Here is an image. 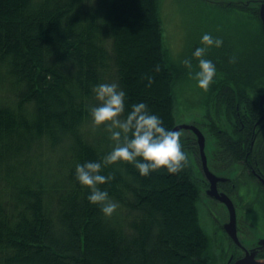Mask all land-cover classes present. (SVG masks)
Segmentation results:
<instances>
[{
  "label": "trees",
  "instance_id": "16d2710c",
  "mask_svg": "<svg viewBox=\"0 0 264 264\" xmlns=\"http://www.w3.org/2000/svg\"><path fill=\"white\" fill-rule=\"evenodd\" d=\"M260 1L228 3L247 15L246 30L220 35L223 47L208 53L216 78L197 101L207 99L197 122L206 148L216 140L240 161L254 138L264 157V127L254 137L264 93ZM176 58L159 0H0V264H215L199 211L207 184L192 162L149 176L128 163L104 168L114 179L101 187L119 205L111 217L75 175L77 163L112 146L91 124L97 83L116 81L129 107L145 101L166 126L179 124L175 88L192 78Z\"/></svg>",
  "mask_w": 264,
  "mask_h": 264
},
{
  "label": "rangeland",
  "instance_id": "374dc122",
  "mask_svg": "<svg viewBox=\"0 0 264 264\" xmlns=\"http://www.w3.org/2000/svg\"><path fill=\"white\" fill-rule=\"evenodd\" d=\"M230 1L232 0H159L164 43L169 49L171 57H177L175 60L182 61L190 44H199L200 36L204 32H212L213 35L219 36L222 34L233 35L234 37L239 31L242 34L246 30L247 15L238 10L229 9L230 7L227 5ZM254 22V25L257 26L258 20H254ZM175 92L176 115L179 124L196 123L195 125H197L200 119H207L205 118L207 111L204 107L207 99L204 104L197 103L198 100H202L207 91L199 88L194 79L179 82ZM228 124L225 120L224 126L226 127ZM200 125L203 126L202 123ZM184 130L179 131L184 148L189 153L190 162L198 169L201 179L202 177L206 179L201 166L198 143L194 144L195 138L190 130ZM214 142H208L206 148L210 168L215 171L213 164H217L221 172L232 167L240 169L241 166L238 165L240 163L235 160L230 148L224 144L222 146L217 144L216 140ZM244 178L246 183L236 187L232 192L228 191L237 204L241 237H243V231L247 233L250 230V226L264 227V219L261 217L264 211L261 207L264 189L252 178H247V176ZM206 184L203 190L209 188L208 183ZM221 188L224 190V186ZM227 210L228 208L223 202L213 199L207 192L202 193L199 200L200 218L203 227L212 238V256L215 259V264H229L231 254L236 253L237 250L236 244L223 230L229 219Z\"/></svg>",
  "mask_w": 264,
  "mask_h": 264
},
{
  "label": "clouds",
  "instance_id": "9594fccd",
  "mask_svg": "<svg viewBox=\"0 0 264 264\" xmlns=\"http://www.w3.org/2000/svg\"><path fill=\"white\" fill-rule=\"evenodd\" d=\"M223 45L222 36L204 32L191 57L183 60L189 76L204 91L209 90L218 71L216 62L208 53ZM230 62L235 63L236 57H231ZM92 91L99 103L89 108L91 124L106 130L112 146L100 160L77 163L75 175L77 181L89 189L87 200L99 205L105 217H111L119 205L110 198L107 189L101 187L114 179V175L104 174V168L128 163L134 165L141 176H149L161 169L176 174L189 164L190 157L180 131L166 126L164 119L152 112L145 101L132 103L129 107L127 92L118 82L97 83Z\"/></svg>",
  "mask_w": 264,
  "mask_h": 264
},
{
  "label": "flooded vegetation",
  "instance_id": "af4514ba",
  "mask_svg": "<svg viewBox=\"0 0 264 264\" xmlns=\"http://www.w3.org/2000/svg\"><path fill=\"white\" fill-rule=\"evenodd\" d=\"M260 105L263 109V115L261 116L259 120L258 119L256 120V123L254 125L255 126L254 137H256L257 133L260 131L259 129L261 127H264L263 126L264 122L261 123L264 120V103L262 104L261 100H260ZM256 144H259V142L256 141V138H254L251 141L252 146H251V150L249 151V153H251V158L247 157L244 160L241 159V161L236 160L240 163L238 164L241 166L240 169H236L232 167L230 169L227 168L221 172V170H219L218 167L214 166L215 168L214 172L219 171V174L221 173V176L228 178L225 180H220L218 182V187L220 191H224L226 193H229L228 191H231V192L234 191L236 187L242 185L243 183H246V179L244 178V176H247V178H252L254 181H256L259 184L261 188L264 189V157L261 154L263 152V149L255 146ZM204 175L206 177L205 172H204ZM206 179L202 177V182L204 181L205 184L208 183V185L210 186L209 180L208 179L206 180ZM242 181H245V182H242ZM222 186H224V190L221 188ZM261 207L264 210V194L262 195V198H261ZM227 211H228L227 212L228 217L230 218L229 210ZM237 216H238L237 232H238V236H239L241 244H238L235 242V240L227 232L225 227L223 229L224 232L227 233V235L230 237V239L236 244L235 246L237 248V250L235 251L236 253L233 252L231 254L229 258V264H234L237 260L243 258L248 252H250L251 254L253 253L257 260H261V261L264 260V227L250 226V230H248L247 233H244L243 231V237H241L240 236L241 227L239 223L238 211H237ZM261 217L264 219V211H263V214H261Z\"/></svg>",
  "mask_w": 264,
  "mask_h": 264
},
{
  "label": "water",
  "instance_id": "95a60500",
  "mask_svg": "<svg viewBox=\"0 0 264 264\" xmlns=\"http://www.w3.org/2000/svg\"><path fill=\"white\" fill-rule=\"evenodd\" d=\"M260 16L264 24V1L261 6V11H260ZM261 102L262 104L264 103V94L261 96ZM174 129L180 130V129H189L193 131L198 140V144L200 147V153H201V158H202V163H203V169L205 171L206 176L209 178L211 186L210 189H208L207 193L225 203L229 209L230 212V220L225 224V229L227 232L231 235V237L235 240L236 243L241 244L240 239L238 238V233H237V210L235 207V204L233 200L224 192H220L218 189V182L220 180H225L227 178H224L222 176H219L215 174L211 169L209 168L208 164V156L206 154V136L204 132L197 127L194 124H178ZM234 264H264V260H257L255 258V255L250 252H248L243 258L237 260Z\"/></svg>",
  "mask_w": 264,
  "mask_h": 264
}]
</instances>
